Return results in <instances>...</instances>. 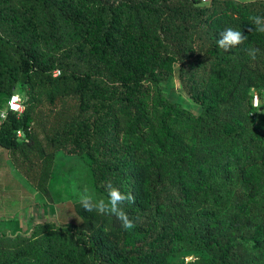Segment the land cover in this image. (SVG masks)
<instances>
[{"label": "trees", "instance_id": "obj_1", "mask_svg": "<svg viewBox=\"0 0 264 264\" xmlns=\"http://www.w3.org/2000/svg\"><path fill=\"white\" fill-rule=\"evenodd\" d=\"M257 15L263 0H0V94L27 96L0 147L51 201L61 149L82 156L97 199L109 181L135 196L121 205L130 230L77 203L79 225L0 232V264H264ZM227 27L247 36L229 52L216 43ZM177 71L199 112L163 91Z\"/></svg>", "mask_w": 264, "mask_h": 264}, {"label": "rangeland", "instance_id": "obj_2", "mask_svg": "<svg viewBox=\"0 0 264 264\" xmlns=\"http://www.w3.org/2000/svg\"><path fill=\"white\" fill-rule=\"evenodd\" d=\"M202 4L209 5L208 3ZM161 86L172 102L181 103L195 113L200 111V105L185 92L179 80L178 71ZM14 94H19L23 101L27 99L21 86L16 88ZM256 94L254 93V96ZM9 101L7 96L0 94V111L7 108ZM74 103V100H68L70 106ZM254 108V124L264 128V102L260 99V106ZM43 112L47 116L49 110L45 109ZM49 117L46 118L47 122L50 121ZM2 120L0 119V123ZM50 188L53 193L52 201L31 184L13 165L8 152L0 147V232L8 236L24 234L29 232L34 225L46 222L61 226L79 225L82 220L75 209V205L79 203V194L87 189L94 199L98 198L91 184L89 168L84 159L68 149H61L57 152Z\"/></svg>", "mask_w": 264, "mask_h": 264}, {"label": "clouds", "instance_id": "obj_3", "mask_svg": "<svg viewBox=\"0 0 264 264\" xmlns=\"http://www.w3.org/2000/svg\"><path fill=\"white\" fill-rule=\"evenodd\" d=\"M252 23L255 25V31L264 34V16H252L250 17ZM247 39V36L242 31L235 30L232 27L225 28L224 31L219 33V39L216 43L219 49L229 52L231 49L238 47L243 44ZM248 55L255 59L259 52V49L252 48L249 46ZM60 70L56 69L54 75H59ZM21 96L14 94L11 100L8 102L7 108L4 111H0V119H7L8 110L12 112H20L23 110V106L20 103ZM253 107L260 106L259 95H256L252 99ZM17 134L20 135V130H17ZM107 199H94L87 189L79 194V203L82 208L87 212H97L101 215H112L120 221L121 227L125 230H130L135 227L133 221L129 218L127 213L123 211L121 205L125 202L135 203V196L131 193L124 194L119 188L113 186L109 181L106 183ZM192 257H185V261L191 260Z\"/></svg>", "mask_w": 264, "mask_h": 264}, {"label": "built area", "instance_id": "obj_4", "mask_svg": "<svg viewBox=\"0 0 264 264\" xmlns=\"http://www.w3.org/2000/svg\"><path fill=\"white\" fill-rule=\"evenodd\" d=\"M194 1H197L199 3H208V4H211L212 2L216 1V0H194ZM55 73V72H54ZM60 75V74H59ZM59 75H54L55 77L59 76ZM11 100V99H10ZM20 103L22 104L23 106V110L18 112V113H22L24 110H25V105H24V101L23 99L21 98V101Z\"/></svg>", "mask_w": 264, "mask_h": 264}]
</instances>
